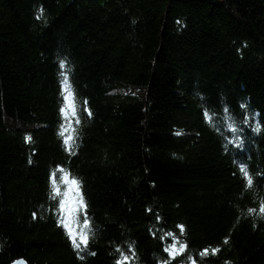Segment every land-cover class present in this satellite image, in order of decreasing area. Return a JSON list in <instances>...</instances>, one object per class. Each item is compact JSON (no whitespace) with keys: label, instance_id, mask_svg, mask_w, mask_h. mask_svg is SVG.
<instances>
[{"label":"trees","instance_id":"1","mask_svg":"<svg viewBox=\"0 0 264 264\" xmlns=\"http://www.w3.org/2000/svg\"><path fill=\"white\" fill-rule=\"evenodd\" d=\"M262 205L264 0H0V264H264Z\"/></svg>","mask_w":264,"mask_h":264},{"label":"snow or ice","instance_id":"2","mask_svg":"<svg viewBox=\"0 0 264 264\" xmlns=\"http://www.w3.org/2000/svg\"><path fill=\"white\" fill-rule=\"evenodd\" d=\"M65 63L61 62V68L64 69ZM62 75L64 76V80L62 81V84L65 88V95L64 99L67 102L69 99L68 92L71 89V81L68 77V75L65 72H62ZM72 99L74 101L75 99V93L74 91L71 92ZM241 108H246V105H241ZM225 111H228L227 108H225ZM65 112V108H61V113ZM73 115H75V112H73ZM91 115V113H89ZM206 119H209V122H212L210 119V114L206 111L205 112ZM77 123H79V120H77ZM261 130V125L257 123L256 128L254 131L259 132ZM230 131L237 132L238 129L236 127H231ZM179 134V133H178ZM61 135L63 136V131L61 132ZM30 139V138H29ZM65 144H69V140L65 139ZM241 172L244 174L246 182L249 187L253 185L254 178L253 176L247 171V166L243 163L240 165ZM57 171L62 173V175L59 177V180L63 183L66 191H61V188L57 185ZM57 171H54L51 173V187H52V199H57V197H60L59 199V211L61 212V219L60 224L62 227H64L67 230V235L69 239L72 242V245L75 249L78 250H85L88 247L90 239L94 237V232L91 230V222L87 219L86 210L87 205L84 201L83 195L80 192V182L74 177H71V173L65 172L64 169H58ZM254 211V210H252ZM260 211L264 213V205L261 206ZM83 212L84 213V219H83V228H80V219L79 214ZM181 228V232H183V226H179ZM168 235L172 236V233H168ZM227 242V241H225ZM187 245L186 244H180L179 248L177 249L175 244L171 245L169 248H166L165 251L169 252V255L175 259L177 255L183 254V252L186 250ZM118 252H120V249H117ZM218 250H214L213 254ZM93 255L95 253H92ZM208 250L205 249L204 252L201 255H207ZM123 255V253H122ZM83 259V257H81ZM191 259V257L189 258ZM15 264H23L22 261H17ZM117 264H128V257L126 255H123V259L118 260ZM167 264V262H165ZM193 264H195V261H193Z\"/></svg>","mask_w":264,"mask_h":264},{"label":"rangeland","instance_id":"3","mask_svg":"<svg viewBox=\"0 0 264 264\" xmlns=\"http://www.w3.org/2000/svg\"><path fill=\"white\" fill-rule=\"evenodd\" d=\"M214 114H215V112H214ZM218 114H220V113H218ZM217 115V114H216ZM218 116V115H217ZM235 116V115H234ZM219 117V116H218ZM237 117H239V116H237ZM223 118V117H222ZM246 128H247V130L249 131V129H251L250 127H247L246 125H244ZM222 142V144H223V142H224V140L223 141H221ZM67 189L65 188L64 189V191H66Z\"/></svg>","mask_w":264,"mask_h":264},{"label":"bare ground","instance_id":"4","mask_svg":"<svg viewBox=\"0 0 264 264\" xmlns=\"http://www.w3.org/2000/svg\"><path fill=\"white\" fill-rule=\"evenodd\" d=\"M217 114V113H216ZM223 114V113H222ZM221 118V115L219 116V119ZM225 133V132H224ZM18 261H19V259H17ZM17 260H15V261H17ZM20 260H24V259H20ZM15 261L12 263V264H14L15 263ZM25 261V260H24ZM26 262V261H25Z\"/></svg>","mask_w":264,"mask_h":264},{"label":"water","instance_id":"5","mask_svg":"<svg viewBox=\"0 0 264 264\" xmlns=\"http://www.w3.org/2000/svg\"><path fill=\"white\" fill-rule=\"evenodd\" d=\"M18 261V260H17ZM17 261H15V262H17ZM19 261H22L23 262V264H28L27 262H25L24 260H20L19 259ZM15 264V263H14Z\"/></svg>","mask_w":264,"mask_h":264}]
</instances>
